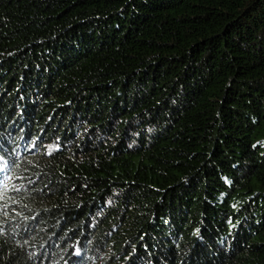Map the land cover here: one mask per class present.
<instances>
[{"label": "trees", "instance_id": "obj_1", "mask_svg": "<svg viewBox=\"0 0 264 264\" xmlns=\"http://www.w3.org/2000/svg\"><path fill=\"white\" fill-rule=\"evenodd\" d=\"M0 264H264V0H0Z\"/></svg>", "mask_w": 264, "mask_h": 264}]
</instances>
